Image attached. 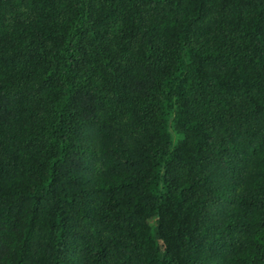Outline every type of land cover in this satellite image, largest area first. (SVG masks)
<instances>
[{"label":"trees","instance_id":"trees-1","mask_svg":"<svg viewBox=\"0 0 264 264\" xmlns=\"http://www.w3.org/2000/svg\"><path fill=\"white\" fill-rule=\"evenodd\" d=\"M0 264H264V0H0Z\"/></svg>","mask_w":264,"mask_h":264}]
</instances>
